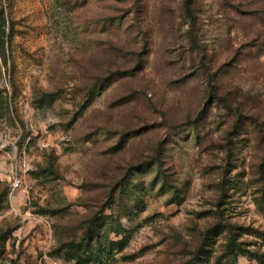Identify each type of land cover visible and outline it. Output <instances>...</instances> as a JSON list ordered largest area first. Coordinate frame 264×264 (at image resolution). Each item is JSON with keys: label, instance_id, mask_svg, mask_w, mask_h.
<instances>
[{"label": "rangeland", "instance_id": "rangeland-1", "mask_svg": "<svg viewBox=\"0 0 264 264\" xmlns=\"http://www.w3.org/2000/svg\"><path fill=\"white\" fill-rule=\"evenodd\" d=\"M185 1L0 0V264L264 258V0Z\"/></svg>", "mask_w": 264, "mask_h": 264}, {"label": "trees", "instance_id": "trees-1", "mask_svg": "<svg viewBox=\"0 0 264 264\" xmlns=\"http://www.w3.org/2000/svg\"><path fill=\"white\" fill-rule=\"evenodd\" d=\"M194 3V0H186L185 1V10L186 13L188 14V16L190 18L194 17L193 14V8H192V4ZM5 32V31H4ZM3 32V33H4ZM1 49V48H0ZM120 74V73H119ZM100 86V84H96V87ZM94 219L91 220V226L90 228L85 232V236H83V238H81L80 242H71L68 245L71 246L70 249L67 250V254H69V256H67V259H77L78 263H81L80 261L84 260V256L86 254H88L89 251L92 250L93 246H96L93 244V242L99 241V236L94 237ZM92 238H96V239H92ZM239 245H237L236 243L230 246V253L231 256L234 259H237L239 255H241L244 252H239L241 249L238 248ZM106 248V247H105ZM63 249H66V247H64ZM76 253V254H75ZM258 262L259 264H264V258L263 256H258ZM96 260H98V256L95 258L94 262H96Z\"/></svg>", "mask_w": 264, "mask_h": 264}]
</instances>
